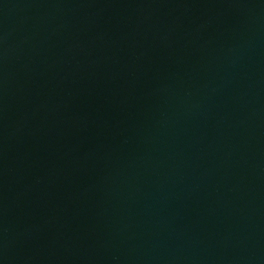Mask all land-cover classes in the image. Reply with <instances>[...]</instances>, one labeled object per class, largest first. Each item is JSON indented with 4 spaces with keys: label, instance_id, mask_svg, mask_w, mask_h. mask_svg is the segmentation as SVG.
Wrapping results in <instances>:
<instances>
[{
    "label": "water",
    "instance_id": "obj_1",
    "mask_svg": "<svg viewBox=\"0 0 264 264\" xmlns=\"http://www.w3.org/2000/svg\"><path fill=\"white\" fill-rule=\"evenodd\" d=\"M0 264H264V0H0Z\"/></svg>",
    "mask_w": 264,
    "mask_h": 264
}]
</instances>
